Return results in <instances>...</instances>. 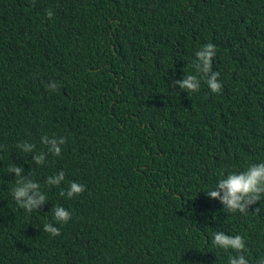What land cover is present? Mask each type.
Wrapping results in <instances>:
<instances>
[{
  "label": "trees",
  "instance_id": "obj_1",
  "mask_svg": "<svg viewBox=\"0 0 264 264\" xmlns=\"http://www.w3.org/2000/svg\"><path fill=\"white\" fill-rule=\"evenodd\" d=\"M209 42L221 90H181ZM42 136L64 137L59 156ZM262 159L264 0H0V264H227L217 230L255 264L264 199L232 213L205 190ZM13 163L39 209L13 200ZM73 180L85 189L65 199ZM55 204L72 215L53 236Z\"/></svg>",
  "mask_w": 264,
  "mask_h": 264
},
{
  "label": "clouds",
  "instance_id": "obj_2",
  "mask_svg": "<svg viewBox=\"0 0 264 264\" xmlns=\"http://www.w3.org/2000/svg\"><path fill=\"white\" fill-rule=\"evenodd\" d=\"M48 18H52L54 13L52 9L46 10ZM216 54L215 45L205 43L194 53L193 71L183 73L182 78L174 80L181 90L195 92L201 86L203 80L212 93H217L222 88V82L218 79L219 72L212 69L211 60ZM50 89H56L57 83L50 81L47 85ZM41 142L48 145V151L54 156L61 154V145L65 143L63 136L52 138L42 136ZM20 147L24 151H31L35 145L24 141ZM33 159L37 164L44 162L43 153L34 155ZM9 172H14L19 178L15 187L11 188V195L15 203L22 207L26 212L33 209H39L46 201L47 194L41 190V185L34 179H24L21 177L22 166L11 164L8 167ZM65 181V172L63 170L54 172L47 176L46 183L50 186H60ZM85 189V185L75 180L71 181L66 189H61V195L65 199L72 198L80 194ZM211 189V190H209ZM211 198L220 200L225 209L232 213H247L249 207L257 201L264 199V159L249 163L246 168L236 169L219 174L215 181V187L205 190ZM55 223H44L43 230L53 236L59 235L60 227L71 218V211L63 205L55 204L52 209ZM212 244L224 250H236V255L229 256L227 264H251L246 255L247 245L245 236L240 233L229 234L222 230L212 233ZM255 264H264V256L256 258Z\"/></svg>",
  "mask_w": 264,
  "mask_h": 264
}]
</instances>
